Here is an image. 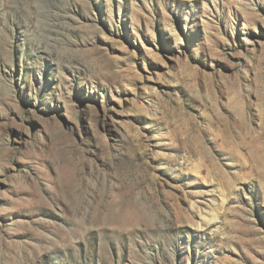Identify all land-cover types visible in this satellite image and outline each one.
I'll list each match as a JSON object with an SVG mask.
<instances>
[{
	"label": "rangeland",
	"instance_id": "rangeland-1",
	"mask_svg": "<svg viewBox=\"0 0 264 264\" xmlns=\"http://www.w3.org/2000/svg\"><path fill=\"white\" fill-rule=\"evenodd\" d=\"M0 264H264V0H0Z\"/></svg>",
	"mask_w": 264,
	"mask_h": 264
}]
</instances>
